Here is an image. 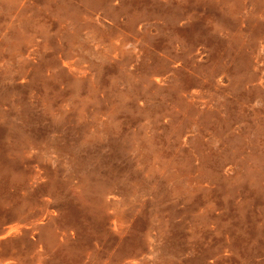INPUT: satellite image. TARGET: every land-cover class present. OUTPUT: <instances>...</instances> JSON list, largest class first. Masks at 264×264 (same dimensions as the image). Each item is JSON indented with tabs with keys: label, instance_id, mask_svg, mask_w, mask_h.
Returning a JSON list of instances; mask_svg holds the SVG:
<instances>
[{
	"label": "rangeland",
	"instance_id": "rangeland-1",
	"mask_svg": "<svg viewBox=\"0 0 264 264\" xmlns=\"http://www.w3.org/2000/svg\"><path fill=\"white\" fill-rule=\"evenodd\" d=\"M0 264H264V0H0Z\"/></svg>",
	"mask_w": 264,
	"mask_h": 264
},
{
	"label": "bare ground",
	"instance_id": "bare-ground-1",
	"mask_svg": "<svg viewBox=\"0 0 264 264\" xmlns=\"http://www.w3.org/2000/svg\"><path fill=\"white\" fill-rule=\"evenodd\" d=\"M260 48H261V47H260ZM221 77H222V76H221ZM224 79H225V78H224ZM218 80L220 81V83H221V82L224 83V81L226 82V80L223 81V78H220V79H218ZM224 84H225V83H224ZM220 85H221V84H220Z\"/></svg>",
	"mask_w": 264,
	"mask_h": 264
}]
</instances>
